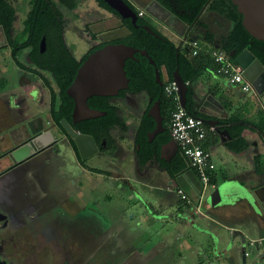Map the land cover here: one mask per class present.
<instances>
[{"label": "rangeland", "instance_id": "1", "mask_svg": "<svg viewBox=\"0 0 264 264\" xmlns=\"http://www.w3.org/2000/svg\"><path fill=\"white\" fill-rule=\"evenodd\" d=\"M94 4V0H78L77 11L81 12V8H90ZM203 20L207 21L208 26L214 25L216 30L221 32L220 34L227 26V24L224 26L225 20L215 14L206 15ZM65 36V41L71 46L72 53L78 57L85 49L87 39L73 33H66ZM5 74L16 77L15 71H7ZM208 76H210L209 73L205 72L204 77ZM210 77L213 81L221 82V79L216 78L212 73ZM233 92L234 86H232ZM235 96L240 106L244 104L237 111L245 109L256 112L264 108L263 102L257 99L252 90L245 93L236 91L233 97ZM242 113L239 114L245 115L244 111ZM260 114H264V110L257 115ZM253 117L256 118V116ZM120 143L123 148L122 153H131L132 135L126 136L124 140L121 138ZM57 149L65 153L68 158L62 162L60 171L56 175L47 172L45 176L49 185L46 184L48 188L45 187L43 190L50 197L42 195L45 201L44 206L47 208L39 209L35 218L41 219L37 228L41 231L42 237L38 240L44 239V245H47L45 247L49 249L39 254L41 258L43 257L39 259V264H47V262L61 264L64 262V249L65 253L73 252L76 255V259L72 261L74 264L90 263L89 255H93V258H90L92 260L90 264H232V234L230 235L228 230L207 219L209 209L206 205L209 208L225 207L232 203L233 196L245 198L240 192L246 188L242 182L234 180L235 185L232 183L230 185L226 180L222 181L221 177L224 174L229 176L247 170L250 165L242 157L227 155L226 162H222L219 156L214 154L213 159L217 166L215 186H219L221 200L216 206L209 205V195L215 187L213 186L210 190L209 186L206 190L205 202L198 207L199 212L205 215L197 214L194 221L190 222L186 216L171 211L170 207L178 203V195L175 192L163 191L162 195L167 199L163 202L159 201L155 199L148 185L139 183L130 174L126 177L137 190L131 192L126 186L127 181L119 179V175H116L118 179L114 180L110 174H106L105 170L113 167L110 157L108 161L106 157L100 159L94 155L91 159L94 162H101L102 170L92 169V165L88 171H82L72 163V152L66 145L57 143ZM128 157L130 158V155ZM228 184L231 188L227 189ZM15 189L13 187L12 191ZM226 189L231 191L228 194L230 198L224 191ZM129 192L132 196H129ZM52 198L60 200V205L55 207L57 214L55 219L49 217L52 215L48 213L50 210L48 204ZM67 198L69 202L71 199L78 202L76 205L70 204V209L68 203H63ZM32 207L35 206L32 205ZM65 207H68V212ZM23 208L22 212L29 206L25 205ZM181 208L183 209L184 205ZM229 209L232 211L231 207ZM164 215L165 217H162ZM35 218L29 219L30 222L27 221L26 229L34 227L31 222L36 220ZM107 231H110V238H107ZM33 242L34 238L28 235L27 240L23 243L19 242V245L22 248L27 246L31 249ZM215 247L218 248L215 250ZM97 251L98 255L95 254ZM254 252L255 250L251 252V257ZM44 256H48L47 260Z\"/></svg>", "mask_w": 264, "mask_h": 264}, {"label": "flooded vegetation", "instance_id": "2", "mask_svg": "<svg viewBox=\"0 0 264 264\" xmlns=\"http://www.w3.org/2000/svg\"><path fill=\"white\" fill-rule=\"evenodd\" d=\"M3 1L6 6L3 7L0 5V60H12L18 67L17 71L21 73L17 74L16 77L13 78V81L10 82L7 78L6 81L5 76L1 73L3 70L0 68V80H5V83H3L0 89L8 92L13 90H24V81L29 82L26 77V72L29 69L28 63H32L34 67H37L32 58L36 45L38 51L40 52L38 55L39 58H50L49 55H46V39L44 34L40 36L39 41L37 42L38 44L36 43V30L43 27V25L39 23L41 22L40 17H36L35 20V13L38 8L39 0ZM44 1L47 3L49 10L54 12L55 17L57 15L55 20L62 19L61 38L65 43L67 51L77 60L82 59L83 61L86 58H83L85 54L88 55L90 52L106 43H116L114 42L116 39L103 40L102 35L96 34L97 42L95 45L88 48L85 47L80 55L76 57L72 53L71 46L65 41V35L66 33H73L72 31L76 30V18L79 19V13L77 12V0H73V5L70 7L61 3V0ZM128 1L133 5V7H139L133 2V0ZM95 2L97 1L95 0ZM97 4L99 5L98 2ZM177 4V0H149L145 4L144 8L139 7L143 10L142 15H139L136 10H134L129 4L128 5L136 12L137 17H147L148 12L154 11L155 9V15L159 19L165 20L164 16L166 15L167 10L180 12L177 8ZM152 8L154 9L152 10ZM152 24L155 26L153 22ZM42 37L44 38V48L40 49L39 43ZM186 38L188 37L183 38L182 41ZM53 80L55 85L54 88L57 93L55 107L56 111L59 112L62 106V98L60 97V88L54 76ZM44 84L46 87H49L46 83ZM101 101L106 103L105 105L108 107L107 109L112 110L114 114V122L107 128H95V137L91 133L80 130L81 127H83L82 123L87 119L73 121L71 116L72 111L69 119L65 116H60L57 121L53 122L54 134H52V138L49 141L44 139L45 135L41 136V133L46 130H50V126L48 124L36 125L34 118L29 121L16 119L17 122L13 128L12 126H0V264H39V259H43V257L41 258V255L39 254H41L42 251L49 249L45 247L47 245H44V239H40L42 242L38 240V238L42 237L40 233L41 231L37 228L41 219H36L35 217L39 212V209L42 210L43 208V210H45L44 208H47V206H44L45 201L42 195H45L48 198L50 197L45 193V190H43L45 187L48 188L49 185L47 180H45L46 173L51 172V174L56 175V173L60 171L62 162L66 161L68 158L65 153L57 149V143L64 144L68 149H70L73 157L72 163L76 164V168L78 167L82 169V171H88L91 168V157L94 155L105 156L108 161L109 159L107 157H110L112 163H114L117 156H122L120 141L123 137L132 135V143L135 145L133 148L136 150L139 148V145L135 144L134 137L140 120L142 119L146 109H148V107L152 104L151 103L148 106L150 97H148L143 91H131L129 87L119 89L114 95H90L86 99L88 106L90 108L104 111L105 113L100 116L105 117L107 110L95 107L99 106ZM64 120L68 122L74 130L91 135L97 146L95 151L92 152L93 148L86 145V147L83 146L85 151L83 154L79 150L74 138L67 134L63 126ZM0 124L6 125L7 123L0 119ZM38 136H40L41 139H37ZM42 139H44L45 143H43ZM50 144H54L53 147H48ZM26 145L31 146V149L26 150ZM157 155L154 154L147 160L146 163L148 165L152 164ZM165 155H167V153H165ZM175 160H177V155L170 159L171 162ZM138 170V166H133L132 173H136L137 175ZM105 172L106 174H110L112 177L115 175V173L110 170H105ZM133 174H131L133 179H136V181H139L140 183V180L135 178V175ZM118 178L127 181L126 186H128V189L131 192L137 191L134 186L129 183V179L126 176L119 175ZM13 187L16 188L14 191H12ZM40 190L42 191L37 193ZM128 194H130V192ZM129 196H132V193ZM180 200L182 201L183 199L178 196V203H176L173 212L185 216L184 213L180 211L183 205L182 202L185 203V201L181 202ZM59 201L60 200H56L54 198L50 200L48 204L50 210L48 213L52 216L49 217L55 219L57 216L55 207L60 205ZM77 202L78 201L75 199H71L69 202V198L63 201V203H68L69 206L70 204L71 206L73 204L76 205ZM25 205H28L29 208L22 212ZM32 205L35 207H32ZM195 207H193V211L197 212ZM65 210L68 212V207H65ZM165 215L162 217H165ZM32 218L36 219L31 222V224H34V227L26 229L27 221L30 222L29 219ZM102 232L104 233V231ZM106 233L107 238H110V231H107ZM28 235L34 238V242L32 243L31 249L26 246L27 250L24 247L22 248V246L19 245V242H25ZM38 235L41 236L38 237ZM106 241L107 239L105 242ZM102 247L103 245L101 248ZM70 249L68 250L71 252ZM63 253L65 254L63 258L64 262H61V264H74L72 261L76 259V255L73 252L65 253V249L63 250ZM95 254L98 255L99 252L97 251ZM44 258L47 260L48 256H44ZM88 258L91 263L92 260L90 258H93V255H89ZM47 264L51 263L47 262ZM77 264L85 263L79 262Z\"/></svg>", "mask_w": 264, "mask_h": 264}, {"label": "crops", "instance_id": "3", "mask_svg": "<svg viewBox=\"0 0 264 264\" xmlns=\"http://www.w3.org/2000/svg\"><path fill=\"white\" fill-rule=\"evenodd\" d=\"M148 1L149 0H133V2L141 8H144ZM153 9L154 8H152V10ZM80 11L81 12L77 11L79 13V19L76 18V30L72 32L73 34L78 35V37H84L87 39L86 48L95 45L97 42L96 34L102 35L103 40L117 39L129 34V29L125 26L121 17L98 5L97 2H95L90 8H81ZM154 11H149L147 17L152 20L157 29L163 35L181 48L187 47L188 44L182 41V39L187 36L198 38L199 42L208 45L209 47H211V43H209L210 41H206L204 38L206 33H212V40H215L217 36H221V32L216 30L214 25L211 24L207 27L201 25L200 22H207L206 20H203V14L201 16V21H195L192 25H188L180 17V13L174 10L166 11L167 13L164 16L165 20L159 19ZM208 15H214V13H209ZM213 45L217 46L216 43ZM28 65L29 69L26 72V77L29 82L24 81V90H13L8 92L0 89V119L7 123L6 125L0 124V126H12L13 128L17 122L16 119L29 121L34 118L36 125L48 124L50 126V130L41 133V136L45 135L44 139L49 141L52 138V134H54V120L50 113V89L55 90L53 76L47 70L34 67L32 63H28ZM0 68L3 70L1 73L5 76V79L7 78L10 82L13 81V77H10V74H5L7 71H15L16 75L21 73L17 71L18 67L16 63L9 59H5L4 61L0 60ZM160 71V79L162 82L165 81L164 83H166L169 81L163 67L160 68ZM205 72H208L210 76L211 73L214 74L216 78L221 79V82H219V80L213 81L210 76L204 77ZM44 83L49 87H46ZM232 86H234L233 93ZM191 88V111L198 113V115L203 114L204 118L209 120H216V123L213 125L205 122L206 126H214L215 130L208 131L206 137L201 142V145L204 148L209 149L211 152V161L215 165L212 171L215 172L216 182L217 166L213 159L214 154L218 155L222 162H226L227 155H233L234 157H242L250 165L247 170H242L241 173L229 176L226 174L222 175V181H240L246 188H254L257 185H260V182L261 184H264L263 166L259 164L257 168L261 171H257L255 170L256 166L254 163V156L257 155L264 163V136L251 124L252 122L258 121L260 115L257 114L264 110V108H260L259 111L256 112H249L244 109L243 111L245 112V115H242L243 111H237L244 104L240 106L237 103V97H233V95L236 91L241 92L242 90L236 84L229 83L222 74L217 72L216 64L214 66L209 65L204 71H202L199 76L191 82ZM245 92L247 91H242V93ZM253 93L256 94L254 91ZM256 96L257 99H259L257 94ZM232 115H236L238 118L246 120L243 121L246 123V127L242 130L241 134L247 142L242 148L232 149V147L228 145V142L231 141L232 137L228 135V133L224 134L219 132L220 130H225L222 129L221 126L225 122L224 120L232 119ZM253 116H256V118ZM124 138L125 137L122 139L124 140ZM37 139H41L40 136H38ZM44 139H42L43 143H45ZM53 145L54 144H50L48 147H53ZM134 146L135 145L131 143V153H122V156L116 157L114 161L115 164L112 163L113 167L109 170L115 173L113 176L114 180L118 179L116 176L117 174L121 176L133 174V166H138L139 170L137 175L136 173L133 175L140 180L141 184L149 186L155 199H159V201L163 202L166 200L164 195H162L163 191H172L176 193L175 188L180 187L191 199V203H184L182 202L183 200H180L184 205V208L180 211L184 213L186 218L192 222L197 214H200L201 216L205 215L193 211V207H195L194 205L197 204L200 181L196 170L186 164V161L181 154H179L178 150L169 156L166 150L160 151L159 148L155 161L148 165L146 163L147 161L143 164L139 163L138 157L135 154L136 149L133 148ZM25 148L26 150H29L31 149V146L26 145ZM120 149L123 151V148ZM165 153H167L169 157L168 159H166L167 155H165ZM128 155H130V158ZM175 155L181 159L184 166L180 167L176 162L177 160H175V162L170 161ZM97 157H100V159L105 158V156ZM92 165L93 168L102 170L101 162H94L92 160ZM119 169L122 170L119 171ZM243 181L245 182L243 183ZM215 185L216 184L210 186V190ZM205 194L202 198L201 204L205 202ZM174 207L175 206L173 205L170 207L171 211L175 209ZM206 207L209 209L207 219L215 225L228 230L230 235L232 234V264H242V256L245 264H262L264 262L263 211H261V213L255 212L245 198L238 196H233L232 203L225 207L216 206L217 209L216 207L209 208L208 205H206ZM230 207L232 208V211L229 209ZM258 238H261L260 241H257L252 245L248 243L249 239ZM215 239H217V237H215ZM217 248L218 247H215L214 249L216 250ZM254 250L253 257H251V252ZM226 251L227 250H225V252ZM244 251L248 252L247 255H243Z\"/></svg>", "mask_w": 264, "mask_h": 264}, {"label": "trees", "instance_id": "4", "mask_svg": "<svg viewBox=\"0 0 264 264\" xmlns=\"http://www.w3.org/2000/svg\"><path fill=\"white\" fill-rule=\"evenodd\" d=\"M99 5L105 7L109 11L117 14L104 0H96ZM134 10L135 7L125 0ZM61 3L67 7L73 5V0H61ZM177 8L180 10V17L188 25H192L195 21H201V16L214 13L216 16L224 19L227 26L222 32L221 36H217L215 40H212V33H206L204 38L206 41H210L211 47H218L223 49L227 54L231 50H235V53L240 52L243 48H247L264 66V40L254 38L244 28L241 22V13L238 12L236 6L230 0H177ZM0 5L6 6L3 0H0ZM170 5V4H169ZM168 6V5H167ZM36 17H40L39 23L43 25L36 30V43L39 41L41 35H45L46 39V55L50 58H39V51L36 45L35 52L33 53L34 64L43 70H47L53 74L60 88V97L62 98V106L60 111H56L55 99L57 93L55 90L50 89V113L53 120L57 121L60 116L70 118V113L73 108V101L66 93L65 89L70 84L78 66L81 64V60H77L66 49L65 43L61 38L62 32V19L55 20L54 12L49 10L47 3L44 0H39L38 8L35 13ZM125 26L129 29V34L124 37L117 38L114 42H123L134 47L146 49L148 55L154 60V63H150L148 58L139 52H134V58H126L124 61L125 75L128 77V87L131 91H143L150 101L148 106L155 100L159 101V111L162 116V123L164 129L153 137L151 141L148 140L147 132L154 128V120L147 114V109L140 120L136 133L135 144L139 145V148L135 150V154L138 157L139 163H145L154 154L157 155L160 146L170 139L169 135V119L171 111L175 107V102L171 97L164 94L163 86L164 82L160 85L155 80L154 70L157 68L161 75L160 68L163 67L167 76V79L172 80V72L177 69L181 77L187 83V90L185 93L186 104L185 108L194 115L204 117L203 114H199L191 111V97L192 88L191 82H193L199 74L204 71L209 65H215L212 56L205 51L208 45L200 42V49L197 54H192L190 47H180L170 41L165 35H163L151 22V20L145 16H138L135 23L137 26H133L130 22V18H122ZM203 27H207V22H200ZM4 24V23H3ZM49 24V25H48ZM148 24L156 34L148 32L143 28V25ZM189 39L194 37L187 36ZM198 39V38H194ZM199 40V39H198ZM213 42H212V41ZM207 43V42H206ZM216 43L217 46L213 44ZM38 44V43H37ZM87 54L83 56L85 58ZM2 83V84H1ZM4 81L0 80V88ZM101 97V96H100ZM103 99V98H102ZM103 101L100 102L98 107L100 109H106V116H98L95 118H88L83 122V127L80 130L91 133L95 137V128H107L114 122V114L112 110L107 109ZM264 114H260L258 121L251 123L259 133L264 136ZM88 121V122H87ZM225 122L221 126L232 137L228 145L232 149L242 148L246 145V139L242 136L241 132L246 127L243 118H238L236 115H232V119L224 120ZM248 121V120H247ZM175 162V161H174ZM179 166H184L181 159L177 157L176 161ZM254 163L256 166L262 165L264 169V163L260 160V157L254 156ZM209 183L211 185L216 184V175L212 170L209 171ZM184 201V200H183Z\"/></svg>", "mask_w": 264, "mask_h": 264}, {"label": "water", "instance_id": "5", "mask_svg": "<svg viewBox=\"0 0 264 264\" xmlns=\"http://www.w3.org/2000/svg\"><path fill=\"white\" fill-rule=\"evenodd\" d=\"M107 5L114 9L121 18H130L131 24L137 26L135 23L137 19L136 12L124 0H104ZM241 13V22L244 28L251 36L257 39L264 40V0H230ZM143 28L148 32L156 34L149 25H143ZM40 49L44 48V38L42 37L39 43ZM134 52L146 56L150 63L154 60L148 55L146 49L134 47L132 45L116 42L106 43L103 46L90 52L86 58L78 66L75 76L71 83L66 88V93L73 99L74 105L72 109V120L95 118L104 111L90 108L86 99L90 95H114L119 89L128 87V77L125 75L124 61L126 58H134ZM234 64L238 65L245 79L250 83L253 91L259 96V99L264 104V66L247 48H243L240 52L235 53V50L228 52ZM155 80L160 85L163 83L160 79L159 70L155 68ZM172 80L177 86L179 94V101L182 106L186 104V90L187 83L181 77L177 69L172 72ZM147 114L154 120V128L147 132L148 140H151L157 132L164 129L162 123V116L159 111V101L155 100L147 109ZM207 124H215L216 120H209L202 117ZM63 126L70 137H73L79 150L83 153L86 145L96 149V143L91 135L80 133L74 130L68 122L63 121ZM220 133L227 134L226 130H220ZM32 144V143H30ZM166 150L168 155H172L177 150L174 140L169 139L160 147V151ZM84 154V153H83ZM168 155L166 159H168ZM232 185L234 180H226ZM227 185V189L231 188ZM225 185V183H224ZM224 190L228 198L231 193L230 190ZM241 194L245 196L246 201L255 212H264V184L255 186L254 188H244ZM221 200V192L219 186H215L209 195V204L216 205ZM243 255H245L243 253ZM242 264L244 259L242 256Z\"/></svg>", "mask_w": 264, "mask_h": 264}, {"label": "built area", "instance_id": "6", "mask_svg": "<svg viewBox=\"0 0 264 264\" xmlns=\"http://www.w3.org/2000/svg\"><path fill=\"white\" fill-rule=\"evenodd\" d=\"M135 9L139 15H142L143 10L141 8L135 6ZM183 41L188 44L192 54H197L201 45L198 39L186 38ZM205 51L212 56L217 72L222 74L229 83L236 84L242 91L251 89V85L243 76L241 68L233 63L232 58L223 49L207 47ZM163 91L166 96L171 97L175 102L168 126L170 139L174 140L177 150L186 161V164L193 167L199 177L200 188L197 204L195 205L197 212H199L198 207L202 198L208 187L212 186L209 183V171L215 167L211 161L210 150L204 148L201 142L206 137L207 132L214 131L215 127L206 126L202 117L194 115L180 104L177 86L173 80L164 83ZM175 191L186 203H191V199L182 188L176 187ZM260 239H249L248 243L252 245ZM247 253V251H244L245 255Z\"/></svg>", "mask_w": 264, "mask_h": 264}]
</instances>
